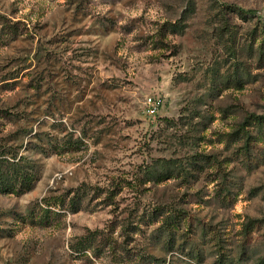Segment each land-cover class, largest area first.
I'll return each instance as SVG.
<instances>
[{
    "label": "rangeland",
    "instance_id": "obj_1",
    "mask_svg": "<svg viewBox=\"0 0 264 264\" xmlns=\"http://www.w3.org/2000/svg\"><path fill=\"white\" fill-rule=\"evenodd\" d=\"M0 20V150L36 170L0 193V264H264V0H0Z\"/></svg>",
    "mask_w": 264,
    "mask_h": 264
},
{
    "label": "trees",
    "instance_id": "obj_2",
    "mask_svg": "<svg viewBox=\"0 0 264 264\" xmlns=\"http://www.w3.org/2000/svg\"><path fill=\"white\" fill-rule=\"evenodd\" d=\"M0 24H4L3 20H0ZM1 25V26H2ZM0 26V27H1ZM6 28H13L12 26H5ZM4 27L0 28V31L3 30ZM251 122H257L258 124H262L264 122V117L253 116ZM251 124V123H250ZM264 138V137H263ZM248 143V140L246 141ZM167 168V167H165ZM35 169L33 166V160L31 157L27 156H19L14 148H3L0 150V193H14L20 194L22 191H26L31 188L33 179L35 178ZM167 171L162 172L163 176H170L171 172L165 173ZM161 174V173H160ZM159 175V174H158ZM164 177V178H166ZM222 200L224 202L225 193L222 195ZM46 212L48 210L40 209L34 214H30L28 216L30 222L43 223L48 219V215ZM20 217H22L20 215ZM176 215L174 219H171L168 223V230H172L174 228V222H177ZM181 216H178L177 219H180ZM241 256H244L246 252H240ZM224 253L220 252V262L219 264H225L224 261ZM154 259V258H153ZM239 260H242L240 257ZM153 264V262L151 263Z\"/></svg>",
    "mask_w": 264,
    "mask_h": 264
},
{
    "label": "built area",
    "instance_id": "obj_3",
    "mask_svg": "<svg viewBox=\"0 0 264 264\" xmlns=\"http://www.w3.org/2000/svg\"><path fill=\"white\" fill-rule=\"evenodd\" d=\"M148 104H149L148 111L150 113H153L155 110V105L150 97L148 98Z\"/></svg>",
    "mask_w": 264,
    "mask_h": 264
}]
</instances>
